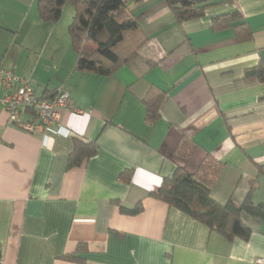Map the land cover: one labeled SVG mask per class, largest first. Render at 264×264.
<instances>
[{"label": "crops", "instance_id": "1", "mask_svg": "<svg viewBox=\"0 0 264 264\" xmlns=\"http://www.w3.org/2000/svg\"><path fill=\"white\" fill-rule=\"evenodd\" d=\"M124 1L148 41L110 76L76 70L70 36L61 34L62 44L55 36L58 22L38 14L20 41L22 29L0 15V66L40 96L67 91L71 105L50 130L29 132L21 123L33 113L12 122L0 103V264H261L264 218L243 212L250 237L228 240L150 193L176 165L196 172L211 153L224 164L216 201L240 206L253 187L264 203V82L244 79L264 63V0H209L217 4L203 17L182 22L162 0ZM234 11L251 37L212 29L213 17ZM153 87L165 95L147 124ZM75 137L95 141L98 153L68 167ZM183 137L199 145L189 158L176 154ZM139 203L140 214L120 211Z\"/></svg>", "mask_w": 264, "mask_h": 264}, {"label": "trees", "instance_id": "2", "mask_svg": "<svg viewBox=\"0 0 264 264\" xmlns=\"http://www.w3.org/2000/svg\"><path fill=\"white\" fill-rule=\"evenodd\" d=\"M162 1L179 22L201 18L209 7L217 4L209 0ZM68 3L75 9L73 20L68 26V34L72 48L77 54L78 71L104 76L113 75L136 59L140 49L148 41V35L137 23L124 0H38L40 19L44 22H58L64 6ZM211 27L214 31L233 29L238 39L252 36V29L237 11L213 17ZM244 79L264 82V63L260 62L254 67L247 68ZM56 95L41 97L52 99ZM164 95L157 87L151 88L148 92L144 99L147 124L158 120ZM73 143V149L68 156V167L80 166L98 153L95 141L85 142L75 137ZM198 147L194 140L183 137L176 154L189 158ZM223 166L224 164L211 153L206 155L196 172L176 165L171 175L164 177L160 187L150 194L170 207L180 209L211 230L218 231L228 240L237 237L247 240L252 230L242 221L241 215L247 212L252 216L264 218V203L254 201L253 187L240 206L231 200L226 204L216 201L211 196V191ZM258 169L264 173V165L258 164ZM132 176L133 171H129L123 175V179L130 182ZM120 211L130 215L140 214L143 205L139 203L132 208L120 205ZM77 250L87 251V248L78 247ZM69 258L82 260L73 256Z\"/></svg>", "mask_w": 264, "mask_h": 264}, {"label": "built area", "instance_id": "3", "mask_svg": "<svg viewBox=\"0 0 264 264\" xmlns=\"http://www.w3.org/2000/svg\"><path fill=\"white\" fill-rule=\"evenodd\" d=\"M0 103L3 104L12 122H20L24 111L33 113V120L21 123L29 132L48 131L60 120V109L70 108L69 93L65 90L50 99L37 94L26 78L18 76L12 69L0 66ZM264 264V260H259Z\"/></svg>", "mask_w": 264, "mask_h": 264}, {"label": "rangeland", "instance_id": "4", "mask_svg": "<svg viewBox=\"0 0 264 264\" xmlns=\"http://www.w3.org/2000/svg\"><path fill=\"white\" fill-rule=\"evenodd\" d=\"M31 1L32 0H0L1 17L4 18L5 22H10L12 23L11 25H14L22 29L20 33V37L18 38L20 41H23V39L24 40L30 39L29 36L32 35L27 31V24L32 22L34 19L36 20L37 18H39L37 12L38 10L37 0H33L35 2L32 9L30 7ZM74 14H75V9L73 5L71 3L66 4L63 9L62 17L57 23V25L60 26V28L57 27L59 28V30H56L54 32L56 37L61 38V40L59 41L60 44H62L63 42L62 39L63 35L66 36V38L69 37L67 33L68 25L72 22ZM54 25H55L54 23L49 24V26H54ZM38 33H39L38 29H35V35H37Z\"/></svg>", "mask_w": 264, "mask_h": 264}]
</instances>
